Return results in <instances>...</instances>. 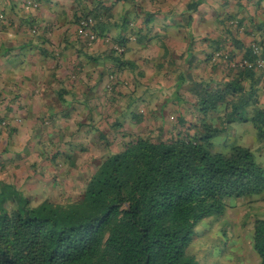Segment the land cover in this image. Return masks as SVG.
<instances>
[{
  "label": "trees",
  "instance_id": "trees-1",
  "mask_svg": "<svg viewBox=\"0 0 264 264\" xmlns=\"http://www.w3.org/2000/svg\"><path fill=\"white\" fill-rule=\"evenodd\" d=\"M197 7L194 2L188 9ZM94 12L83 13L79 27L92 18L103 30L104 12ZM97 26L91 31L98 36ZM116 42L124 49L112 50L120 61L125 42ZM236 70L238 77L224 84L195 81L194 102L180 94L170 126L142 127L156 109L145 115L135 106L141 100L124 94L123 112L106 129L94 123L90 133L96 135L83 148L89 152L97 143L105 155L93 154L75 179L51 178L52 190L70 187L71 193L34 203L24 190L4 185L0 264H209L210 258L233 257L237 216L230 211L238 206L246 208L243 232L251 225L246 237L264 264V217L251 208L255 197L264 200V166L257 160L264 155V106L254 86L243 82L252 70ZM236 122L253 124L256 147L229 142L228 126ZM57 148L66 160L55 156L48 163L59 170L77 167L76 146Z\"/></svg>",
  "mask_w": 264,
  "mask_h": 264
},
{
  "label": "crops",
  "instance_id": "crops-1",
  "mask_svg": "<svg viewBox=\"0 0 264 264\" xmlns=\"http://www.w3.org/2000/svg\"><path fill=\"white\" fill-rule=\"evenodd\" d=\"M94 11L104 12V29L94 19L99 37L88 43L77 20ZM119 40L120 61L112 54ZM254 44L264 55V0H0V190H42L43 172L71 177L66 165L59 170L47 158L66 160L56 155L58 146H76L77 164L90 156L83 148L91 145L93 124L111 116L115 122L124 94L141 100L135 106L145 115L156 109L142 127L170 126L179 108L174 100L181 94L194 102L195 81L238 77L225 61L210 59L217 49L253 59ZM252 72L243 82L264 106V74ZM111 73L119 78L108 90Z\"/></svg>",
  "mask_w": 264,
  "mask_h": 264
},
{
  "label": "rangeland",
  "instance_id": "rangeland-1",
  "mask_svg": "<svg viewBox=\"0 0 264 264\" xmlns=\"http://www.w3.org/2000/svg\"><path fill=\"white\" fill-rule=\"evenodd\" d=\"M111 119H112V116L108 118L109 123L111 122ZM109 123H106V122L99 123V126H101L100 128L103 130V129L108 128ZM126 128H128V127H126ZM140 132L145 133V130L140 131ZM95 135H96V132H91L89 134V138H91ZM229 135L231 136V139H229V142L231 144L244 145V146H249L252 148L256 147L258 145L257 140H256V129L251 122L235 124V129L231 130ZM102 144L104 145L105 143H102ZM101 148H102V145H100V144L96 145V143L93 144L90 148L92 150V152H91L92 154L90 153L91 154L90 156L86 155V156L81 157V159L79 160V163L77 164V167L72 169L73 173H71V178L75 179L76 173L80 172L78 170L82 169L85 171L86 167H87L88 158H90L91 156H94V155H98L100 153ZM105 153L106 152H104L102 150V152L100 154L105 155ZM257 160H258V162H260L264 166V155H262V157L257 155ZM36 165L42 166V164H40V163L36 164ZM67 178H70V176L67 175ZM38 179H39L40 183L43 184L42 190H24L28 196H31L34 203H38L39 201L43 200L44 198L50 197V196L54 199L56 196H59L64 191L67 194L72 192V190L69 189L70 187L66 188L65 190H59L60 188H58V190H52V185L54 184L52 182L53 180L51 178H46L45 172L42 173V176L40 174L38 176ZM68 184H70V181ZM44 187H49V188H48V190H45ZM258 199H259V197L254 198L255 202L252 203L251 208L254 209L255 211H257L259 213L260 217L263 218L264 217V200L261 201ZM245 212H246V208L240 207V206H238L236 210L233 209L232 211H230L232 216H234V215L237 216L236 217V226H235L236 229L234 230V234L231 235V241H230V244L232 246L231 248L233 250V257L228 258V257L222 256L221 258H215V257H214V259L210 258L209 264H258V259L256 257L255 251L253 250L250 238L246 237V232L249 229H251V225H248L247 231L243 232L244 226H243V220H242L241 216H243V214H245ZM219 227H220V224H218V223H216L214 225V231H213L214 233H212V235H214L218 231ZM202 240H204V239H202Z\"/></svg>",
  "mask_w": 264,
  "mask_h": 264
},
{
  "label": "built area",
  "instance_id": "built-area-1",
  "mask_svg": "<svg viewBox=\"0 0 264 264\" xmlns=\"http://www.w3.org/2000/svg\"><path fill=\"white\" fill-rule=\"evenodd\" d=\"M94 25H95V21L92 18H88V19L86 18L81 20L79 28L80 31L83 32L82 34L86 38L88 43H92L94 40L98 38L96 33L91 31ZM107 41H109V39H107ZM112 48L120 52L124 51V49L121 46L116 44H113ZM252 52L254 58L250 59L246 57H235L232 54H230L228 51L221 49L214 52L213 59L225 61L227 65H229L232 69L245 68L255 71H261L264 74V55L262 54L260 46L258 44H254L252 47ZM118 78L119 77L116 73H111L108 76L106 88L108 90H112L113 85L118 80ZM4 124L7 123L4 122Z\"/></svg>",
  "mask_w": 264,
  "mask_h": 264
}]
</instances>
